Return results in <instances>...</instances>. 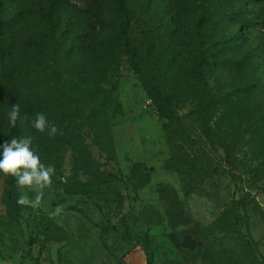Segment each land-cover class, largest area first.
I'll return each instance as SVG.
<instances>
[{"label": "rangeland", "instance_id": "374dc122", "mask_svg": "<svg viewBox=\"0 0 264 264\" xmlns=\"http://www.w3.org/2000/svg\"><path fill=\"white\" fill-rule=\"evenodd\" d=\"M53 1L5 0L3 12L31 16ZM125 2L140 63L157 92L168 97L174 116L160 113L122 49L114 52L109 75L86 79L65 67L61 92L79 96L84 106L91 94L99 104L100 92H115L118 105L109 114L116 156L96 149V175L79 173L81 180L93 181L92 193L68 194L62 181L73 184L76 171L69 153L63 171L55 168L40 206L18 205L16 217L6 205L7 190L16 198L17 189L32 199L35 192L0 172V264H264V135L252 130L254 111L230 97L249 92L264 101V0ZM72 4L67 1L63 9L67 20L78 14ZM106 20L113 29L121 17ZM200 21L203 36L197 32ZM21 26L28 28L22 43L33 48L35 41L38 47L18 67L35 76L33 92H54L57 57L42 35L44 26L31 18ZM203 45L209 51L207 85L196 72ZM207 92L228 100L225 110L221 104L211 112L212 132L202 121ZM97 128L104 134L100 120ZM224 139L233 145L235 165L226 162ZM106 169L115 176L100 186L94 176ZM238 201L247 204L250 231L232 216Z\"/></svg>", "mask_w": 264, "mask_h": 264}, {"label": "trees", "instance_id": "16d2710c", "mask_svg": "<svg viewBox=\"0 0 264 264\" xmlns=\"http://www.w3.org/2000/svg\"><path fill=\"white\" fill-rule=\"evenodd\" d=\"M6 1L14 3L15 0ZM67 1L73 3L71 5L73 12L78 13L71 20H67L64 15L63 9L66 8ZM125 1L54 0L45 7L42 13H34L28 16L19 10L9 12L7 8L5 14L3 12L5 0H0V132L3 136L0 143L10 141L11 138L31 136L33 138L31 147L39 155L41 162L46 165H54L61 172L68 154L72 153L76 163L75 176L72 178L73 184L66 180L62 181L68 194L81 193L80 189L87 191L86 193H92L93 181L81 180L79 173L82 171L89 176L96 175V149L100 154L109 151V155L116 156L111 134L113 124L109 111L112 105L114 103L118 105V102L115 92H100L104 96L102 99L100 98L99 104H95V96L91 94L90 104L84 106L79 96L75 98L69 95V92H61L63 88L61 81L64 77L62 71L65 67L74 72L75 75L86 76V79L93 78L99 72H103V75H109L113 73L110 70L113 69L112 66L114 65L112 62L114 52L122 49L131 68L141 77L150 99L158 105L160 113L168 119L174 116L168 108V97L157 92L152 76L140 63L138 49L130 35L131 11ZM109 15L121 17V21L113 29L107 26L106 19ZM82 17L85 18L82 19ZM27 18H31L44 26L42 35L47 38L52 46L53 55L57 57L54 66H52V70L56 73L54 92H33L32 88L36 86L35 76L25 75L22 69L20 70L18 67L17 62L26 58L31 49L34 50L38 47V43L35 41H31L33 48H28L22 43L25 39L23 33H26L28 28H22L21 24ZM83 22L85 24L82 31L77 30V25H81ZM70 24L72 29L69 28ZM64 27L67 29L65 30ZM30 29L34 30V28ZM197 32L200 36L204 34L201 21L197 24ZM26 36L28 35L26 34ZM261 47L264 50V44ZM208 56L209 51L203 45L196 72L205 85L207 82L203 69ZM34 58L28 57L30 65L34 63ZM82 61H88L85 62L87 65L86 72H82L79 68L80 64L84 63ZM94 65H99L98 70L94 68ZM56 88L57 90H55ZM234 94L230 97L235 98L240 104H245L247 110L254 111L256 116L252 130L264 135V101L258 97L257 93ZM206 96L208 106L204 110L202 121L206 128L212 132L213 129L208 123L211 112L221 104L224 105L225 110L228 100L217 99L213 92H207ZM15 104H19L20 116L26 117V119L23 122L18 121L17 125L13 127L9 122L8 112ZM36 113L45 114L49 121L56 124L58 132L54 138L49 137L47 131L41 133L32 127L31 121L35 118ZM99 120L104 134H100L97 128ZM221 146L224 149L226 162L235 165V160H233L235 156L232 152L233 145L224 139ZM97 172H99L98 169ZM114 174L106 169L105 174L94 177L100 179L101 182L98 185L102 186L111 183L112 180L108 176H115ZM13 191L7 190L6 205L10 215L16 217L14 213L18 204L16 203L17 198L12 196ZM15 191L20 196V191L18 189ZM240 210L243 211L242 215L236 213ZM230 211H232L233 218L243 228L250 231L247 204L242 201L235 202ZM148 264L152 263L149 261Z\"/></svg>", "mask_w": 264, "mask_h": 264}, {"label": "clouds", "instance_id": "9594fccd", "mask_svg": "<svg viewBox=\"0 0 264 264\" xmlns=\"http://www.w3.org/2000/svg\"><path fill=\"white\" fill-rule=\"evenodd\" d=\"M10 124L15 127L18 121L23 122L26 117L20 116V106L15 104L8 112ZM32 127L38 132L47 131L49 137L54 138L58 132V127L54 122L49 121L43 113H36L31 121ZM32 137L11 138L10 141L0 143V172L5 176H11L15 184L23 189L28 188L35 192L34 199L26 193H22L16 203L21 206L38 208L44 196V190L52 184V177L56 169L54 165L41 162L39 155L32 149ZM61 209L57 207L56 214Z\"/></svg>", "mask_w": 264, "mask_h": 264}]
</instances>
